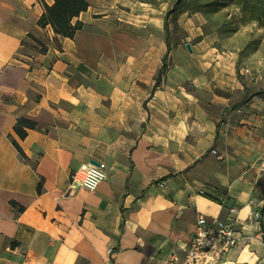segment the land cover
Wrapping results in <instances>:
<instances>
[{
  "label": "crops",
  "instance_id": "0c3cea01",
  "mask_svg": "<svg viewBox=\"0 0 264 264\" xmlns=\"http://www.w3.org/2000/svg\"><path fill=\"white\" fill-rule=\"evenodd\" d=\"M53 1L0 0V264L182 260L199 215L234 206L240 239L218 264H264L249 220L264 205V94L239 50L185 12L168 52L167 8L142 0H89L75 37L60 35L39 23ZM22 116L38 121L24 138ZM94 159L107 178L72 188Z\"/></svg>",
  "mask_w": 264,
  "mask_h": 264
},
{
  "label": "trees",
  "instance_id": "16d2710c",
  "mask_svg": "<svg viewBox=\"0 0 264 264\" xmlns=\"http://www.w3.org/2000/svg\"><path fill=\"white\" fill-rule=\"evenodd\" d=\"M149 1L153 4L158 5L156 0H142ZM171 1L169 8L165 15V29H166V41H168V52H171L176 45L181 43L182 39L186 37V33L182 36H178L177 32L183 30L180 26L179 18L185 12H203L209 16L210 12H218L222 5L229 3L223 2L221 0H213L205 2L203 4L197 2V0H168ZM53 4H45V11L41 15L39 23L42 26H47L51 23L54 30L64 36L74 38L76 32L83 27V22L77 20L73 22L76 16L83 11H86L90 6L89 0H54ZM235 3L242 11L245 13V21H256L260 26H264V0H231ZM194 12V13H195ZM210 30L205 26V33ZM202 36H198L196 40H200ZM168 52L164 57V64L160 69L158 74L156 84L159 85L163 75L166 73L168 67ZM239 68V67H238ZM258 94H264V89L257 91ZM38 121L32 120L30 118L22 116L16 122L14 129L18 132L21 138L28 135L30 128H36ZM15 145L20 149L22 155L23 151L21 146L16 140H14ZM262 216L260 218V223L262 224L263 237H264V205L261 207Z\"/></svg>",
  "mask_w": 264,
  "mask_h": 264
},
{
  "label": "built area",
  "instance_id": "2783aa9c",
  "mask_svg": "<svg viewBox=\"0 0 264 264\" xmlns=\"http://www.w3.org/2000/svg\"><path fill=\"white\" fill-rule=\"evenodd\" d=\"M213 153L217 150L212 149ZM107 164L99 161V164L92 162H84L80 168L72 174V188L84 186L88 190L95 191L100 184L107 178ZM161 186H166L164 181L160 182ZM251 202L254 208L250 214L249 220H260L262 216L261 205L255 199ZM231 212L227 219H208L205 215H199L196 225L195 235L189 244L186 255L182 260L177 257L169 259L165 264H218L224 255L231 248L235 247L239 241V233L237 232V215L238 206L230 208ZM113 252V247L109 249V253ZM104 264H112L107 261Z\"/></svg>",
  "mask_w": 264,
  "mask_h": 264
},
{
  "label": "rangeland",
  "instance_id": "374dc122",
  "mask_svg": "<svg viewBox=\"0 0 264 264\" xmlns=\"http://www.w3.org/2000/svg\"><path fill=\"white\" fill-rule=\"evenodd\" d=\"M160 9L165 6L167 9L171 1L156 0ZM213 0H197L203 4ZM229 3L222 5L218 12H210L209 16L203 12H193L191 19L195 26H205L210 31H221L222 45L226 49L239 50L240 68L244 70L246 81L250 83L252 91L263 88L264 85V26L256 21H245V13L231 0H221ZM146 2V1H145ZM191 13V12H189ZM191 15V14H189ZM181 26V25H180ZM179 30L178 36L187 33Z\"/></svg>",
  "mask_w": 264,
  "mask_h": 264
},
{
  "label": "water",
  "instance_id": "95a60500",
  "mask_svg": "<svg viewBox=\"0 0 264 264\" xmlns=\"http://www.w3.org/2000/svg\"><path fill=\"white\" fill-rule=\"evenodd\" d=\"M186 45H187V48H188L189 50H192V49H193V48H192V44H191V42H190V43L188 42ZM92 163L99 164V161L94 159V160L92 161Z\"/></svg>",
  "mask_w": 264,
  "mask_h": 264
}]
</instances>
